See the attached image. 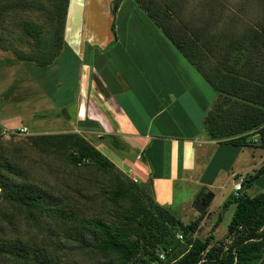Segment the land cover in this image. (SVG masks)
Instances as JSON below:
<instances>
[{"label":"crops","instance_id":"crops-1","mask_svg":"<svg viewBox=\"0 0 264 264\" xmlns=\"http://www.w3.org/2000/svg\"><path fill=\"white\" fill-rule=\"evenodd\" d=\"M111 23L90 39L79 25L76 48L67 24L62 51L75 65L58 70L61 73L54 64L39 67L2 58L0 127L13 129L20 121L30 122L32 135L99 134V141L91 143L123 173L152 183L156 203L173 214L180 192L182 208L190 207L193 216L199 211L210 215L216 199L211 192L221 173H226V184H233L234 173L251 175L244 168L234 170L238 162L230 157L250 147L220 144L208 136L204 119L217 93L205 80L211 90L190 80L178 62V51L165 37L145 30L127 32L117 22L115 35ZM14 64L17 73L9 68ZM27 70L40 78L33 83ZM22 127L31 129L28 124ZM190 186L199 189L188 195Z\"/></svg>","mask_w":264,"mask_h":264},{"label":"trees","instance_id":"trees-1","mask_svg":"<svg viewBox=\"0 0 264 264\" xmlns=\"http://www.w3.org/2000/svg\"><path fill=\"white\" fill-rule=\"evenodd\" d=\"M13 1L15 3L10 4L8 0H0V14L6 11L8 5L17 6L24 2ZM135 2L147 16L145 21L141 19L144 18L143 15H139L148 31L151 32L155 25L217 93L214 106L204 119L208 136L220 144L242 148L252 147L250 139L257 137L258 144L254 147L264 150V23L235 37L231 31H216L222 15L219 0H210L209 17L199 25L182 18V0ZM54 3L51 16L55 28L53 50L45 58L21 54L18 55L19 61L47 67L53 64L66 46L64 30L70 0H55ZM151 22L153 25H148ZM112 31L116 35L115 23ZM31 140L35 144L53 146L56 150H70L72 163L76 167L86 161L83 166L95 162L100 173L105 174L107 168L111 169L110 202L121 209V202L127 199L133 205L139 203L134 201L135 196L129 194V189L122 185V179L111 175L118 170L114 163L82 135L72 132L38 134L32 135ZM2 166L4 165L0 163V188L4 192L3 196L17 210L23 209L28 218L36 219L39 223L42 221L35 214H47L53 224L62 220V223L72 227L68 234L76 243H82L78 237L88 233L94 237L96 232L104 237L96 240L97 249L105 254L116 255L122 264H152L160 259L159 255L162 253L166 255V259L161 264H245L257 260H260L259 264H264V192L256 198L243 193L234 198L236 210L228 226V234L233 237V241L229 246H218L211 240L194 238L204 214H200L193 222L184 224L154 199L151 205L139 203V207L133 206L127 211H121V221L118 223L108 225L90 219L77 221L75 217L70 225L68 212L51 207L48 195L26 188L23 184L13 183L7 173L14 174V169L11 165L4 166L5 175L1 170ZM15 173L17 174L16 171ZM262 174L264 164L251 177L252 181ZM147 184L153 193L152 183ZM129 185L137 186L133 181ZM231 204L228 202L225 206ZM177 234H181L183 240ZM0 255H6L14 263L21 264L53 262L49 249L34 247L20 238L14 241H4L1 238ZM104 264L119 262L109 260Z\"/></svg>","mask_w":264,"mask_h":264},{"label":"rangeland","instance_id":"rangeland-1","mask_svg":"<svg viewBox=\"0 0 264 264\" xmlns=\"http://www.w3.org/2000/svg\"><path fill=\"white\" fill-rule=\"evenodd\" d=\"M162 1L167 2L169 0ZM182 1V18L184 20H192L199 25L208 19L211 8L210 0ZM54 2L55 0H24L17 6H14V4L7 6L6 11L0 14V60L7 58L9 60L15 59L14 61H16L18 60V55L21 54L45 58L51 53L54 48L53 36L55 28L51 20L55 6ZM115 2L116 0H70L67 12L68 19L66 18L64 31L66 32L68 24L69 40L75 48L78 46V37L76 35L79 32V25L80 28L82 25V32L89 39L95 38V34L104 32L106 23L108 25L109 21L117 22L118 26L121 29L125 27L127 32L140 34L143 30L148 31V27L142 21H146L147 16L144 12L145 15L142 13L135 0L122 1L119 10L114 14ZM8 3L15 2L8 0ZM219 4L222 9V15L216 29L217 32L227 33L231 31L235 37H239L249 28L258 27L257 25L264 23V0H219ZM141 14L144 18L139 16ZM79 18L81 19L78 25ZM153 32L159 33L164 37L163 33L155 25H153L151 33ZM161 36L160 39L163 42L164 38ZM178 55V62L184 67L182 68L184 71L186 70L185 72L189 75L190 80L211 90L204 81L203 75L182 54L178 52ZM55 61L52 68L57 73H61L58 72L61 69L70 70L72 64L75 65L74 61L63 51L60 52ZM9 68L16 73L19 70L15 64ZM40 69L38 68L36 72L40 71ZM49 71H51V68ZM36 72L27 70V74L31 77L33 83L36 80V76L40 78ZM22 95L23 93L21 92L20 96ZM2 106L3 104H0V108ZM213 106L214 103L209 111L212 110ZM18 107L15 105V109ZM14 115V111H12L10 117ZM27 124L31 128L28 134L14 133L13 129L22 128L23 125ZM89 126L91 128V123H89ZM13 129L4 130L1 128L0 131V163L4 166L11 165L14 169V174L7 173V176L13 183L23 184L26 188L48 195L51 207L64 209L68 212L70 225L75 217L77 221L81 219L99 220L110 225L121 221V211H127L128 208H133V206L139 207V203L151 205L154 193L148 188L149 184L147 183L149 182H139L138 179L130 177L129 174L127 175L119 169L116 171L117 173H112L111 175H117L119 179H122V185L129 189L130 195L135 196L134 201H139V203L133 205L127 199L125 202H121V205H123L122 209L118 208L109 200V192L112 188V179L109 180L111 169L107 168L105 174L100 173L95 162L86 166L76 167L72 163L70 150H56L53 146L35 144L31 140L34 129L31 127L30 122L21 124L19 121L18 124L14 125ZM29 132H32V134H29ZM72 133L79 134L77 132ZM82 136L88 142H91V140L99 141V134H95L93 137L91 135ZM250 141L253 146L249 150L233 153V155L231 153L230 157H234V162H238L236 166H233L234 170L245 172L241 170V168H244L251 175L234 173L232 175L233 184H230V182L226 184V173H221L219 184L211 192L216 197L215 200L212 199L211 214L206 216L204 213V219L194 234V238L203 241L211 240L218 246H229L232 244L233 237L228 234V226L236 210V205L233 204L235 198L233 189L238 179L240 177L245 179L243 195L256 198L264 192V174L254 181L251 178L264 164V150L254 147V145L258 144L257 137L251 138ZM4 166L1 167V170L6 175L4 170L6 167ZM135 179L137 180L136 182ZM132 181L137 186H130L129 183ZM198 189V187L195 189L190 186L187 194L193 195ZM180 190L181 188H179ZM3 193L0 188V239L14 241L20 238L24 242L33 244L34 247L47 248L52 253V264H104L109 260H115L122 264L116 255L112 253L105 254L97 249L96 240L104 238L103 236L98 235L96 232L93 234L95 235L94 237L89 233L84 234L78 237L82 243H76L69 238L68 232L69 230L71 231L72 227L67 223H62L63 221L61 220L59 223L53 224L50 222L52 219L47 214H42V216L35 214L40 222L42 221L41 223L36 219L28 218L27 212L23 209L21 211L17 210L3 196ZM183 195L180 192L179 195L177 194V206L173 210V214L178 219L180 218L179 220L182 222L184 221V224H189L196 220L202 212L199 211L198 215L193 216L190 207L182 208L180 204L183 202ZM227 196L229 197L228 202L232 204L226 207L225 198ZM170 238H173V236ZM259 263L260 260L246 262L245 264ZM0 264L21 263H14L10 257L0 255Z\"/></svg>","mask_w":264,"mask_h":264},{"label":"built area","instance_id":"built-area-1","mask_svg":"<svg viewBox=\"0 0 264 264\" xmlns=\"http://www.w3.org/2000/svg\"><path fill=\"white\" fill-rule=\"evenodd\" d=\"M14 133L16 134H28V128L27 127H22L20 129H17L16 131H14ZM86 163V161H83L82 163H79V166H83L84 164ZM137 180L135 179V182ZM244 183H245V179L244 177H240L237 181V184L234 186V189H233V196L235 198L239 197L243 191V187H244ZM177 237L180 239V240H183V236L181 234H177ZM159 260L158 261H155L153 262L152 264H161L162 262L165 261L166 259V255L164 253L160 254L159 255Z\"/></svg>","mask_w":264,"mask_h":264},{"label":"water","instance_id":"water-1","mask_svg":"<svg viewBox=\"0 0 264 264\" xmlns=\"http://www.w3.org/2000/svg\"><path fill=\"white\" fill-rule=\"evenodd\" d=\"M123 0H116L115 4H114V8H113V13H117V11L119 10V6L122 3Z\"/></svg>","mask_w":264,"mask_h":264}]
</instances>
